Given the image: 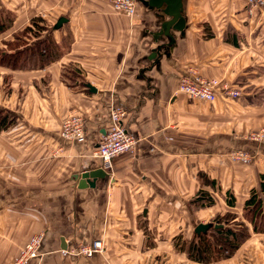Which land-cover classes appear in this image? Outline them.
I'll return each instance as SVG.
<instances>
[{
  "label": "crops",
  "instance_id": "crops-1",
  "mask_svg": "<svg viewBox=\"0 0 264 264\" xmlns=\"http://www.w3.org/2000/svg\"><path fill=\"white\" fill-rule=\"evenodd\" d=\"M155 12L140 0L132 16L109 0H0V48L38 20L42 31L22 37L20 50H58L43 67L0 66L10 122L0 129V264L36 234L39 255L26 264H264V231L244 213L255 191L264 214V4L183 0V35L171 30L168 55L150 58L169 41L153 38ZM183 75L217 80L216 99L178 92ZM111 107L125 111L122 127L137 143L105 169L93 150L112 128ZM71 115L84 120L79 142L60 135ZM97 170L105 176L79 186ZM225 215V228L243 224L247 239L229 257L190 259L189 243ZM198 224L212 227L197 234ZM95 241L102 251L90 258L68 252Z\"/></svg>",
  "mask_w": 264,
  "mask_h": 264
},
{
  "label": "trees",
  "instance_id": "trees-1",
  "mask_svg": "<svg viewBox=\"0 0 264 264\" xmlns=\"http://www.w3.org/2000/svg\"><path fill=\"white\" fill-rule=\"evenodd\" d=\"M7 24L0 19V34L7 29ZM43 29L34 20L30 27L25 28L20 34L15 36L13 43H5L4 48H0V66L9 69H31L43 67L58 55V50L51 46L50 42H41L33 47L20 50L26 45L22 37H36ZM8 116L0 110V129L9 124ZM264 197V177L259 188ZM200 196L206 199V193L202 191ZM230 203V201H229ZM244 213L252 225L254 232L264 231L263 201L257 197L255 191L245 202ZM230 215L216 217L214 223L217 228L212 227L208 235L200 234L196 241H191L188 245L187 254L190 259L199 263H209L217 259L229 257L249 236L247 227L236 223L233 228H225Z\"/></svg>",
  "mask_w": 264,
  "mask_h": 264
},
{
  "label": "built area",
  "instance_id": "built-area-1",
  "mask_svg": "<svg viewBox=\"0 0 264 264\" xmlns=\"http://www.w3.org/2000/svg\"><path fill=\"white\" fill-rule=\"evenodd\" d=\"M109 1L116 11L127 16H132L135 13L139 0ZM263 4L264 0H248L249 7L254 8ZM218 85V81L215 79H207L195 75H183L178 82V92L191 98L210 103L216 99ZM228 95L232 98H237L239 93L231 90L228 92ZM124 116L125 111L119 107H111L109 109L108 118L112 128L100 137V140L93 150V156L101 161L105 169L111 167L114 158L132 151L137 143L136 139L122 127V119ZM60 135L68 141L79 142L83 140L85 135L83 118L80 115H71L65 118L61 124ZM234 158L235 160H245L247 155L237 153L234 155ZM41 240L42 234L33 235L23 246L20 255L15 259L13 264H26L28 261L37 258ZM101 251V243L95 241L89 245L71 248L68 252L75 256L90 258Z\"/></svg>",
  "mask_w": 264,
  "mask_h": 264
},
{
  "label": "water",
  "instance_id": "water-1",
  "mask_svg": "<svg viewBox=\"0 0 264 264\" xmlns=\"http://www.w3.org/2000/svg\"><path fill=\"white\" fill-rule=\"evenodd\" d=\"M140 2L147 7L149 10H156L155 15L158 18L160 27L158 32L154 35V40L157 42L159 39L158 37L165 36L168 38L167 44L159 45L152 51L150 58H154L159 56V58L165 54L168 55V48L174 42V36L170 33L171 30L179 32L183 35L185 30V17L182 14L183 8V0H140ZM164 17H168V20H165ZM62 19H60L57 23L56 27H59L62 23ZM86 87L93 91V88L87 84ZM105 173L101 170L97 171H86L82 173L79 177V186L86 185L89 183V179L94 180L97 177H104ZM212 224H198L195 228V232L199 234L200 232L205 233ZM215 228L218 225L214 226Z\"/></svg>",
  "mask_w": 264,
  "mask_h": 264
}]
</instances>
